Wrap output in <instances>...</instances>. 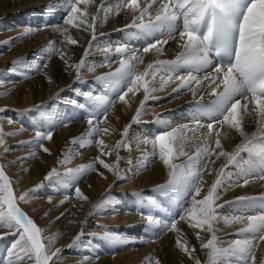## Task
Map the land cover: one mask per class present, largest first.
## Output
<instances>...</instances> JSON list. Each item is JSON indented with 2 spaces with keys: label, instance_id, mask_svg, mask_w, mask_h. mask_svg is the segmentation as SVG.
Returning <instances> with one entry per match:
<instances>
[{
  "label": "snow or ice",
  "instance_id": "6c2138e0",
  "mask_svg": "<svg viewBox=\"0 0 264 264\" xmlns=\"http://www.w3.org/2000/svg\"><path fill=\"white\" fill-rule=\"evenodd\" d=\"M90 3L92 0H64L66 15L61 24L56 26L44 24L37 28L29 26L20 36L0 42L11 45L14 41L26 38L35 31L55 27L63 37L60 43L76 45L78 41L69 33V27L86 32L91 30L88 47L84 49V55L76 64H70L65 59L66 53L56 47L57 41H49L48 44L53 52H59L60 59L68 68L75 69L79 80L85 58L89 55L93 41L97 40L96 28L100 12H105L103 19L106 20L108 12L114 11L118 15L121 10H126L131 13V23L126 24L125 29L136 28L154 37V42L148 43L142 49L130 48L127 44L108 45L101 49L105 54L118 56L119 67L97 77V81L103 82L109 88L126 87V91L118 95V101L125 104L128 103L126 97L129 93L133 96L141 91L143 93V99L139 101V107L136 108L131 122L124 126L120 140L110 147L103 139H92L97 133L109 134V128H101L99 124L107 121V112L116 101L107 95L93 94L91 91L84 93L85 100L91 103L94 111L97 114L102 112L99 120L94 121L92 118L88 120V144H97L100 154L93 163L67 168L63 174L54 167L45 175L44 180H52L54 177L62 181L65 177L75 179L86 175L89 171L97 170L96 164L112 172L118 180L128 179L129 177L119 167L121 157L117 150L129 146L126 138L132 124L142 121V116L148 111L146 103L149 100L159 99L153 94L165 89L170 82H178L172 88L173 93L188 90L193 96L201 87H206L207 93L215 96V100L209 106H198L190 123L170 127L168 121L158 116L154 122L170 130L140 140V143L150 144L152 151L142 154L141 164L136 171H139V167H146L149 158H158L168 169V179L165 184L157 186L156 190L175 193L183 201V214L168 220H162L151 213L142 212L141 215L146 221L145 227L148 230L158 228L160 232H179L178 221L187 220L191 227L199 230L196 233L197 239H201L200 231L210 233V238L206 241L202 240L201 243V248L208 250L207 264H219L224 257H234L237 264H257L258 242L264 241V214L224 218L226 223H243L246 220V227L241 228L237 235L251 234L250 238L232 241L227 248L219 246L215 225L220 219L217 209L223 207L217 201L225 188L226 180L231 181L233 178L230 168L238 169L236 186L248 185L250 182L248 177L264 181V0H120L115 10L107 11L104 0H101L97 14L88 12L87 6ZM81 5L85 7L81 8ZM170 40L175 41L181 49L175 58L156 59L140 71L139 65L144 62L143 55L154 51L158 57L162 56L165 51L164 46ZM2 54L0 52V55ZM213 55L217 57L215 63L212 59ZM105 58H108L107 55ZM21 64L23 58H18L12 61L10 67L0 71V85L6 82L5 73L16 72L17 66ZM44 67L47 65L45 64ZM200 73L203 75H199ZM49 82H51L50 78ZM69 102L79 108H85V104L78 103L77 100ZM6 111V107L0 108V113ZM253 114L256 116L258 131L249 137L244 130L243 121L246 116ZM8 119L10 123L13 122L11 118ZM204 120L209 122H202ZM225 125L234 129L243 138L233 151L224 150L221 142V128ZM52 127L55 125L50 126L47 131L37 130L31 140L20 143L29 144L51 154L43 141L52 140ZM17 134L18 132L6 133L0 125V152L11 150L9 147H4L5 137ZM84 140V136L74 137L70 143L84 147L86 146ZM189 145L194 151L186 150ZM113 152L116 153L113 163L101 159V156H111ZM36 156L35 151L30 154V158L33 159ZM213 156L216 159L223 157L226 162L219 168L206 194L202 195L205 187L204 174L205 172L208 175L212 174L209 163H215L212 160ZM71 159L72 153L69 152L58 163L63 166ZM128 163L132 164V161L129 160ZM98 174L103 177V173ZM240 179L243 180L242 184L239 183ZM13 183L6 174L4 166L0 165V228L9 230V233L3 235L11 234L17 237L8 249L7 257L0 264H25L26 261H33L34 264H50V262L56 264L61 258L63 248L52 251L51 243L62 233H57L54 237H44L42 235L44 230L19 207L21 202H28L34 197L35 193L44 186L43 181L19 195L15 193ZM74 193L78 199H88L78 186L75 187ZM131 195L140 196L141 193L133 192ZM201 195L202 198H198ZM257 199L264 206V196H240L235 201L226 203ZM111 204L113 200L109 196L93 205V208L99 210ZM3 235H0V238H3ZM82 236L83 229L66 247L81 246L79 242ZM96 238L114 245L122 244L126 240L123 234L110 229H104L103 235ZM45 240L48 241L47 244ZM176 246L189 254V257L195 260V264H201L198 258L192 256L195 249H190L186 242L177 239ZM155 264H160V261L155 260ZM259 264H264V257L259 260Z\"/></svg>",
  "mask_w": 264,
  "mask_h": 264
},
{
  "label": "bare ground",
  "instance_id": "6f19581e",
  "mask_svg": "<svg viewBox=\"0 0 264 264\" xmlns=\"http://www.w3.org/2000/svg\"><path fill=\"white\" fill-rule=\"evenodd\" d=\"M104 3L106 4L105 10H108V9L115 10L116 7L118 6V4L120 3V0H104ZM97 4H98L97 6L100 7L101 1L99 0V2ZM48 5H51V7H46ZM59 7L60 8L66 7L64 5V0H0V23H2L4 20L7 21V19L10 18L11 21H13V20L19 21V19H20L22 22L20 24H23V23L28 24L29 23V24H32L34 26V25H37L36 23H37L38 19L45 18L46 20H48L47 18H52L49 21V23H50L53 21H57V19L59 18V15H60L58 12L59 10L56 11V9ZM103 12L104 11L99 13L100 18L98 20L100 22L105 21L103 19V17H104ZM56 16H58V17H56ZM108 16L111 19L112 26L110 27L109 30L106 28L100 29V30L98 29L97 35L99 37L97 36V41H93L92 47H91L89 52L93 51L92 48H93L94 44L96 42H99L100 38H105V36L114 37L116 35V37H117L120 34L121 38L125 39L126 42H128V44H127L128 46H129V44L133 43V41L132 42H130V41H131V39H134L133 34L135 33V31L133 33V31H130V29L124 28V26L126 24L131 23V13L126 11V10H121L119 12V14L116 15L114 13V11H112V12H108L107 17ZM114 17H115L116 24L114 22ZM20 24H18V26ZM120 29H124V30L120 31ZM25 30L26 29H23L18 34L17 33L13 34L11 32L10 37H17V36L21 35L22 33H24ZM39 32H41V30ZM54 32H55V35H52ZM101 33H103L104 35H101ZM141 37H143L145 39L148 37L154 39V37L149 36L144 32L141 33L140 38ZM59 38H61L60 33L55 30V27H48L45 29V33L37 34V36L34 37L33 39L26 41L27 43L24 44L25 49H23L21 51L19 50L18 53H20L21 55H17L16 56L17 58L14 59V60H17L18 58H23V64L18 65L17 69L18 70L22 69L23 72L21 74L28 77L29 75L33 74V72H35L38 69V67H37L38 60H39V58H41L40 56H38L35 60V63L33 65L31 64V66H30L28 64L29 63L28 61L30 60V58H28V57L33 52L38 53V54H42L45 52L48 54L55 53V56H56V58L54 60L55 64L53 62V66L55 67V70H56L55 77H54V73H53V75L51 73L45 74L46 73V70H45V71H43L42 74L36 76V78L33 79L30 77L28 80L25 81V84H26L28 92H29V98L24 101V103H23L24 105L37 104V103L43 104L46 101H48L55 93H59V92L63 91L65 88H67L70 85V83H72L71 75L67 76V74L65 72L68 67L65 65L64 61L60 59L59 52H53L48 47L49 41H57L58 42L57 45H58L60 42ZM145 39H142V40H145ZM111 40H115V37L111 38ZM144 43H146V41H144L142 44L144 45ZM120 44H123V42L120 41L119 45ZM57 45H56V47H57ZM164 48H165L164 54L162 56H159V57L155 54L154 51L150 52L148 54H144L143 55L144 62L139 65V70L143 71L144 68L149 63L155 61L156 59H165V60L174 59L175 56L177 55V53L181 50L177 46V43L173 40H170L169 43L164 46ZM97 52L98 51H95V53H97ZM95 53L91 52L90 54H93L92 56H101V55L103 56V55H105V54H95ZM33 56L35 57V55H33ZM10 58H12V57L4 56V58H2V59L6 60V61H5V63H3L2 66H5V64H8L10 62L12 63V61L8 60ZM111 58L117 59L119 57L116 56L115 54H112ZM36 61H37V64H36ZM117 67H119V63L113 64L111 66H106V69L102 70V72H100L99 74H97L93 78H92V76L95 74V72H93V70L91 69L85 73V76H87V79H85V81L86 80H92V81L96 82V86H94V84H93L92 87H94V88L96 87L95 89L100 88V91H101L100 95H107L111 99L116 98V97L118 98V95L122 94V92H121L122 89H125L124 91H126V87L121 88L119 86H116V87L109 88L103 82L97 81V77H99L105 73H108L110 71H114L115 68H117ZM49 68H51V66ZM50 71H52V70H50ZM199 75H203V73H200ZM49 78H50L51 82H49V80H48ZM90 78H92V79H90ZM44 80H46V81L48 80L47 81L48 82V89H46V87H43L41 85ZM176 83H178V82H170L169 85L165 89L157 91L156 93L153 94L156 97H159V99L149 100L146 103V108L148 109V111L142 116V118H144V119L141 122H139V124H137V125H140V127L142 128L141 131L136 132V133L133 132L134 134L133 133L130 134V132H129L130 135L128 134V136L126 138L129 146L123 147L122 152L124 151L126 153V157L130 156V155H133V156H131L129 159H125V157H123V160H126V161L122 160L123 162H120L123 165V167L120 169L124 171V173L127 177H129L127 180L128 184H124V186H118V187L116 186V188H114V190L111 191L110 186H113V184H115L114 182L118 179L113 175L112 172L108 171L107 169H104L101 166L99 168V173H103V177H106V179H105L101 175L97 174L98 178L101 181V185L98 184V180L96 179L97 180L96 182L90 181L87 185H85L84 188H81V191L83 192V194L88 197L87 200H81V199L74 197L75 201L69 205L68 204L66 205L67 200L64 203H61L63 205V212L62 213L64 215V218H62L61 221H59V223H57L54 226V228L56 229V226L58 224L64 223L63 226H69L68 227L69 231H68V234L66 236L62 235V236H59L57 239H54L55 245L63 243L64 241H66L69 238V236H71L72 232H76V230L78 228L77 226L79 225V222L81 221L82 216L85 215V213H83L84 209L87 207L90 208L93 204H96V202H101L103 199H105L103 197H106L107 196L106 194L108 192L110 193V191H111L110 197L113 200V204H111V205H109L103 209H99V211H98L99 214L97 216L99 217L100 222H108L111 224L115 223L117 229L114 231L117 233L119 231H121V232L128 231V232H132L130 235L134 234L135 236H137V235L140 236L142 234H146L148 231V229L145 227L146 222L145 221L143 222L141 220V218L137 215V213L136 214L130 213L128 215H125L128 213V212H125V214H124L125 216L117 217V214H118L117 207H119V206H121L123 209H130V208L134 209L135 207L133 206V208H132V205H134V203L135 204L138 203L139 205L140 204L142 205V209L145 208V209H143V211H145L144 213H146V214L147 213L153 214L151 211V207H153V208L155 207L154 210L159 211V214L161 213L160 215H162L165 218L169 217V214H165L164 211L159 208V206L158 207H156V205L153 206L152 201L150 203V200L147 197H144L143 194H141L140 196H128L125 193H128L129 189L133 186L134 187L138 186L136 188L137 190H139V188L140 189L146 188L147 183H149L148 181H150L149 174H147L143 169H141V167H139V169H141L139 171H136V168L138 166H140V164H141L140 157L142 156V154L150 153L152 151V146L150 144L140 143V140L144 138L143 135L146 132H149V134H152V133L155 134L156 130H154V132H152L153 131V127H152L153 124L157 128H159L161 132L166 131V130H170V128H166L164 125L154 122L156 120V118L158 116H162V118L164 120L169 122L170 127H175L177 125L184 124L183 120H186L187 121L186 123L191 122L192 115L196 111L198 106H200V105L209 106V105H211L212 101L215 100V96L207 93L206 87H201L195 96H193L192 92L188 91V90H182L184 92L182 94L181 93H173L172 88L176 86ZM83 86H85V85H83ZM63 92H65V91H63ZM14 94H16V93H14ZM20 94H22V90H20L18 96H20ZM208 98H211V99H208ZM141 99H143L142 91L140 93H137L135 96H133L131 93H129V95L126 97V100L128 101L127 104L119 101L118 105L113 106V108L111 109V111H112L111 114H113L114 112L115 113L113 115H111V117L109 118V126H110V127H108L109 128V134L99 133L98 139H103L105 141V143L107 145H109L110 147L114 146L116 141L120 140L121 132H122L124 126L128 125L131 122V118L135 114L136 108L139 107V101ZM5 100H6L5 102L11 103V104L16 102L15 96H12V95L6 96ZM197 100H199L200 103L193 102V101H197ZM165 101H167V103H165ZM85 103H86V106L83 109V112H86L85 114H89L91 117L97 115V113L94 111V108L92 107V105H90L91 103L86 101V100H85ZM88 105H90V106H88ZM158 105H160V106L158 107ZM88 107H90V108H88ZM58 108L56 111V116L63 114L62 112L64 109H61V108L58 109ZM185 110H187V111L185 112ZM52 111H55V110L53 109ZM67 111H68V113H69V111L72 113V115L68 116V119L69 118L70 119L71 118L77 119L79 117V112L75 113L72 111V109H67ZM183 112H185V113L183 114ZM47 114H50V113L46 112L44 114V116H42V118L46 117L48 122L49 123L51 122L53 124L54 123L53 120H51V118L49 119L47 117ZM53 114H54V112H53ZM30 120L32 121V123L35 124V125L33 124V126L38 125V122L36 119L34 120L33 118H31ZM41 121H43V120H41ZM54 121L57 122L56 120H54ZM94 121H96V120H94ZM202 122L207 123L209 121L204 120ZM11 124H13V123H11ZM17 124L18 123L15 122L13 125L16 126ZM40 125L41 126L39 127L40 128L39 130H43V131L49 130V127H47L46 122H45V124H43V125L40 124ZM101 125L103 126V128L106 127V125L104 123H101ZM137 125H136L134 131L138 130ZM75 127L76 126H73L69 133H65V135L63 134L62 136H60L61 140L65 139V141H63L64 142L63 145L64 146L66 145L67 147H65V148H68L70 150L69 152H71V153L76 151V149L75 150L72 149L75 145L70 143V141L74 137L80 138V137L85 135V140L83 142L86 146L81 147L79 144H77V145H79L80 149H82V148L87 149V147L92 144V143L88 144V134H86V132H84L83 134L79 133L78 129ZM85 127H86V130L89 131L88 123L85 124ZM243 127H244L245 132L249 135V137H251V135L253 133H256L258 131V125L256 123L255 114L245 117V119L243 121ZM221 133H222L221 142H222L224 150H226V151H233L235 146L237 144L241 143L243 140V138L239 135V133H237L234 129H230L227 125H225V126H223V128H221ZM46 142L47 143L44 146L50 150V153H51L50 156L56 155L59 157L60 156L64 157L63 153L65 152V148L61 147V142L60 143L58 142V139H57L55 133H53L52 140H47ZM146 146H148L149 148L146 149ZM107 150L108 149H105V151H107ZM186 150L190 152L192 150L194 151V148H192L191 145H189L186 148ZM117 151L119 152V155L121 157V149H118ZM69 152L66 150L65 153L68 154ZM95 152L97 155L100 154V149H99L98 145L96 147ZM31 153L32 152H29L26 154V157L29 160L32 159V158H30ZM43 153H45V152L42 151V154L40 155V159H39L40 162H37L36 165L34 166V168L38 167L37 165L39 163H41V164L47 163L46 166L48 167L50 162L45 161L47 157L43 156ZM88 153L89 152L86 151V155H84L83 158L81 159L82 162L85 163L87 161V159L91 158V156L87 155ZM242 155L246 156V154H242ZM62 157L60 159H62ZM134 157H135V159H133ZM101 159H104V160H106L107 163L111 164L116 159V153L113 152V154L111 156H101ZM183 159L184 158L182 157L181 160H183ZM129 160L133 161L132 164L128 163ZM149 160L151 161L150 163H152L151 164L152 165V167H151L152 175L154 174L156 178L165 177L166 178L165 182H166L168 179V175H167L168 169H166L163 166V164L160 165L157 162L153 163V160H155L153 158H149ZM212 160L215 161L214 164L209 163V168L212 169V174L208 175L207 172H205V174H204V181L207 182V184H208L205 186L206 188L210 187L211 183L216 178V173L218 172L219 168L226 162L225 158H223V157H221L220 159H216L213 156ZM126 162H127V165H125ZM146 162H148V161H146ZM24 163H25V161L22 162V164L20 165V168H23ZM71 164H72V166H70V168L78 167V166H74L77 164V162H75L74 160H71L65 166H68ZM42 168H40V169L38 168V170H36L37 172L34 173V175H32L28 172L29 167L26 165L24 166L23 175L25 176V178L21 182H19V190L22 191L21 194L24 193L26 190H28L30 187H32L33 184H36L37 182H39V177H41L42 173H44V171L41 170ZM11 169L12 168H9V172H11L10 171ZM230 171L233 173V178L231 181L226 180L225 188H224V190L221 191L220 198L217 201V203L222 204L223 207L220 208V210H221L220 214H222V217L220 216L219 222L215 225V228H216L217 225L220 226V224H221V227L217 230L221 231V234L225 237H226L228 232L226 234H223L222 232H224L226 229L228 230V227L235 226L237 228V231H235V234L237 235V233H239V230L241 228L246 227V225L239 228L238 227V225H240L239 222L238 223H235V222L226 223L224 218L234 217V216H236L235 215L236 212H239V211L240 212L242 211V213L248 212V215H259L260 212H257L255 210V208L257 209L258 207H263L261 204H259L258 200L245 201V202H240V203H226V202L235 201V199L237 197H240V196H249V197H256L259 195L264 196V181H261L255 177H248V179L250 181L249 184L246 186H243V187H239V186H236V173L238 172V169L230 168ZM139 172H140L141 176L139 177L138 180L135 181V179L138 178L137 173H139ZM131 181H134V182H131ZM129 182H131V183H129ZM119 183H123V182L121 181ZM239 183L242 184L243 180L240 179ZM157 186L158 185H156V184L152 185V191L151 192L154 195H157V194H155V191H157V190L154 189ZM64 187L65 186L60 184V186H58L56 189H58V188L63 189ZM63 194H65V193H63ZM113 195H116V196H113ZM174 195H175V193H173V196ZM63 200L65 201V198H63ZM181 202H182V200H181ZM157 204H159V203H157ZM250 205H254L253 206L254 209H251V207H248ZM36 206H37V202L35 200L34 202H31V203L28 202V204H25L23 207H25L26 210L27 209L32 210V209H35ZM173 206H174V204L171 205V210L173 209ZM39 209H40V207H39ZM230 209H232V215H231ZM35 213L33 215L35 216V218H37V216H36L37 213L36 214ZM102 213L104 216H102ZM180 222H181V224H183L184 227L183 228L178 227L180 229L179 232L173 231L175 235L174 236L172 235V237L168 238L169 240H171V242L170 243L165 242V244L168 247L171 244H173L174 241H177V235L182 234V232L184 233L185 229L189 225L187 220H183ZM44 225H47V224H45V222H44ZM54 228H53V232H54ZM59 228H61V227H59ZM141 228H142V230H141ZM97 229H98V231L101 230L98 227H97ZM157 230H159V229L153 228L151 230V233L150 234L147 233V235L150 236L152 234L153 236H155V234H156L155 232ZM229 230H230V228H229ZM6 231H8L6 228L0 229V235H3L4 233H6ZM9 235L10 234H8V236ZM130 237H132V236H130ZM250 237H251V234L244 233V234L237 235L235 240L236 239H243V238H250ZM219 238H221V237H218V241H219ZM16 239H17V237L11 238L10 240L13 243ZM227 240H230V239L227 238L224 241H227ZM142 241H140V240L138 241L136 238H132V239L126 240V242L122 243L121 246L122 245L126 246V244H128L131 247V246H134V244H140ZM187 241H189V240L187 239ZM190 241H191V239H190ZM231 243H232V241L228 242L227 244H223V242L220 241L219 246L223 247V248H227ZM196 244L197 243H195V245L192 246L194 249H199V247L201 248L200 243L197 245ZM0 245H2V247H3L4 243L0 244ZM189 245H191V243ZM118 246H119L118 244L114 245V244H111V243L106 242V241L105 242L101 241V240L97 239L95 236V238L93 240H91L90 243H88L87 247L83 248L82 253H84V251L88 250V253H90L89 254L90 257H84L83 256V260H82L81 264H84V263L85 264H108L111 261H113L114 264H148L149 260H151L152 257L156 259L157 255L160 256V254H158V253H162L160 250H163L162 247L157 243V244H155V246H153V244H152V247L150 246L146 250H143V251H137V250L130 248L127 253H124L123 255L119 256L118 258H116L114 260L113 259L111 260L108 258H101V259H97V260L95 259V257L98 254H101V253L109 254L110 252H112V249H114ZM163 247H164V245H163ZM179 249L180 248L175 247V246H171V248H170V250H172V253H177L178 262H179V259L181 260L180 264H195V260L190 258L189 254H187L184 251H182L181 249L180 250ZM201 250H204V252L206 254V256L203 258H206L205 260H208V252L206 251V249L201 248ZM201 250L199 249L198 252ZM0 251H1V249H0ZM162 254L165 255L166 253H162ZM256 255H257V264H259V260L262 257H264V241L258 242V248L256 251ZM192 256L194 257V256H196V254L193 253ZM93 257L95 260H93ZM161 259H163V258H161ZM228 259L236 260L234 257H224L219 262V264H225V263L227 264ZM202 262H203V264L205 263L204 260L201 261V264H202ZM25 264H34V263L32 261H27V262H25ZM233 264H237V262H235Z\"/></svg>",
  "mask_w": 264,
  "mask_h": 264
},
{
  "label": "rangeland",
  "instance_id": "374dc122",
  "mask_svg": "<svg viewBox=\"0 0 264 264\" xmlns=\"http://www.w3.org/2000/svg\"><path fill=\"white\" fill-rule=\"evenodd\" d=\"M98 2H99V0H92V3H90L87 6V10L89 13L97 14V8L99 7V6H97ZM60 7L56 9V11L59 10L58 11L60 14L59 18L57 19V21H53L50 23H49V21L52 18H47L48 20H46L45 18L38 19V21L36 23L37 25H34V26L32 24H29V23L28 24H25V23L20 24V23H22L20 19H19V21H17V20L11 21L10 18L7 19V21L4 20L2 23H0V42L8 40L11 36L10 35L11 32L13 34L14 33L18 34L23 29H27L29 26H31L32 28H37V27L42 26L44 24H49V25H53V26L61 24L62 19L66 15V7L65 8H60ZM84 7H85L84 5H81V8H84ZM105 11H107V10H105ZM103 14L105 15V12H103ZM56 17H58V16H56ZM107 18L108 19H106L104 22L103 21L100 22L99 20L97 21L96 33H97L98 29L99 30L104 29V28H106L108 30L110 29V27L112 26V22H111V19L109 16ZM88 19L90 20L91 17L89 16ZM114 22L116 24L115 17H114ZM178 23H182V22H178ZM18 24H20V25L18 26ZM39 31L33 32V34H31L30 36H27L26 38L16 40L11 45L0 44V52L3 53L2 55H0V71H3L6 68L11 66V62L8 64H5V66H2L3 63H5V61H6V60H3L2 58H4V56H7V57L10 56L12 58H10L8 60L14 61V59L17 58L16 57L17 55H21L20 53H18L19 50L21 51V50L25 49L24 44L27 43L26 41L33 39L34 37L37 36V34L45 33V29H42L41 32H39ZM130 31H133V33L135 31V33L133 34L134 39H131V41H130V42L133 41V43L129 44L130 48L142 49L148 43L154 42L153 38H149V37L146 39L143 37L140 38V35L143 32L139 29L130 28ZM69 33L72 35V37L74 39H76L78 41V44L69 45L67 43H60L59 42V44L57 45V48L66 53L65 58L69 61L70 64H76L80 61L81 57L84 55V49L86 47H88V42L91 40V30L86 32V31L77 30L75 28L69 27ZM52 35H55V32ZM60 37L61 38H59V41H62L63 37L61 35H60ZM114 37H115V40H111V38H114ZM114 37L105 36V38H100L99 39L100 41L96 42L94 44V46L92 48L93 51H91V52L95 53V51H98L95 54H105L101 50L105 46H108V45L117 46V45H119L120 41L123 42V44L124 43L128 44V42H126L125 39L121 38L120 34H119V36L116 37V35H115ZM142 39H145V40H142ZM144 41H146V43H144V45H143L142 43ZM91 52H89V55L85 58V65L80 70L81 78L79 80L77 79V74H76V71L74 68H67L65 72H66L67 76L71 75L72 83H70V85L63 90L65 92L61 91L59 93H55L48 101H46L43 104L42 103L30 104V105H24L23 104L24 101L29 98V92H28L27 86L25 84V81L28 80L30 77L33 79L36 78V76L42 74L43 71H45V70H46L45 74L51 73L53 75V73H54V77H55L56 70H55V67L53 66V62L55 64L54 60L56 58L55 53L48 54L45 52L46 54L45 53L38 54V53L33 52L28 57V58H30V60L29 61L27 60V61L29 62L28 64L31 66V64L33 65L35 63L36 58L38 56H40L41 58H39L38 64L36 61L38 69L35 72H33V74L29 75L28 77L21 74L23 72L22 69H19V70L17 69V71L14 73H7L6 72L5 73V81L6 82L4 84L0 85V94L7 93V94L0 95V102H1L0 108H4V107L7 108L6 112L0 113V125L3 126L6 133L7 132H18L17 135L5 137L4 147H9L11 150L8 152H0V165L4 166L6 174L14 182L13 188H14V191L17 195L21 194V192H22L19 190V182H21L25 178V176L23 175L24 166L26 165L29 167L28 172L32 175H34V173L37 172L36 170H38V168L40 169L43 167L41 170L44 171V173H42L41 177H39V182H37L36 184H33L32 187H34L37 184H40L42 181L44 183V186L42 188H40L35 193L34 197L28 201L29 203H31V202H34L36 200L37 206L35 207V209H32V210L27 209L26 210V208L23 206L25 204H28V202H21L19 204V207L25 213H27L28 216L31 219H33V221L41 229L44 230L42 233V235L44 237H54L57 233H62L63 236H66L68 234V231H69L68 227L69 226H63L64 223H60L56 226V229L54 228V226L57 223H59V221H61L62 218H64V215H61L63 212V205L61 204V201H64L63 198H65V200H66V198H69V199H67L66 205L73 203L75 201L74 189L76 186H78L81 189V188H84L85 185H87L90 181L96 182L97 180H98V184L101 185V181L97 176V174L99 173V168L101 166L99 164H96L95 167L97 170L89 171V172H87L86 175L80 176V177L75 178V179L70 178V177H65L62 181V180L54 177L52 180L45 181L44 180L45 175L52 168H54V167L57 168L58 171L61 174H63L67 168H70V166H72V164L68 165V166H65V165L61 166L58 163V161L61 160L60 158L62 156H60V157L56 156V155L50 156V154L43 153V156L47 157L45 161L50 162L48 167L46 166L47 163L46 164L39 163L37 165L38 167L34 168L36 163L40 162L39 159H40V155L42 154V150L35 148L34 146H31L29 144H26V143L22 144L20 142L31 140L35 136V132L40 129L39 128L41 126L40 124L43 125L46 122L47 127H49V128H50V126L55 125V127H52L51 130L53 131V133H55V135L58 139V142L59 143L61 142V147L65 148V147H67L66 145L65 146L63 145V143H64L63 141H65V139L61 140L60 136H62L63 134L65 135V133H69L73 126H76L75 128L78 129L79 133L83 134L84 132H86V134H88L89 131L86 130L85 124L88 123L89 118H92L94 120H99L101 118L102 112L100 114H97V115L91 117L89 114H85L86 112H83L84 108L83 109L79 108V107H77V106H75L69 102L70 100H77L78 103H84L86 106L84 93L91 91L93 94H100L101 91H100V88L95 89L96 87L95 88L92 87L93 84H94V86H96V82H94L92 80H86L85 81V79H87V76H85V73L92 69L93 72H95V74L92 76V78H93L94 76H96L97 74L102 72V70L106 69V66H111L113 64L119 63V58H117L118 60L111 58L112 54H105L108 57L106 59L105 55H103V56L102 55L101 56H92L93 54H90ZM33 55H35V57ZM45 64L47 65V67H44ZM50 66H51V68H49ZM50 70H52V71H50ZM92 78H90V79H92ZM47 81L44 80L41 84L43 87H46V89H48V82ZM83 85H85V86H83ZM20 90H22V94H20V96H18ZM124 90L125 89H122L121 92H123ZM14 93H16V94H14ZM180 93L182 94L184 92L181 91ZM8 95L9 96L10 95L15 96L16 102L12 103V104L5 102L6 96H8ZM112 100L116 101L114 106L118 105L119 101H118L117 97L113 98ZM193 102H197V101H193ZM165 103H167V101H165ZM90 105H88V106H90ZM36 106H39V107L37 108ZM159 106L160 105H158V107ZM58 107L61 109H64V110L62 112L63 113L62 115L56 116V111H57ZM88 108H90V107H88ZM112 108L113 107L109 108V110L107 112V121L104 122V124L106 125L107 128L110 127L109 126V118L111 117V115H113L115 113L114 112L113 114H111ZM28 109H33V110L27 111ZM53 109L55 111H52ZM67 109H72V111L75 113L79 112V117L77 119H73V118L68 119V116L72 115V113L70 112L71 110L68 113ZM186 111L187 110H185V112ZM46 112L50 113V114H47V117L49 119L51 118V120H53V122H54L53 124L51 122L49 123L46 117L42 118V116H44V114ZM53 112H54V114H53ZM185 112H183V114ZM8 118H11V120L13 121L12 122L13 124L15 122L18 124L16 126H14L13 124H11L9 122ZM31 118H33L34 120L36 119L38 122V125L33 126L34 123H32V121L30 120ZM143 119L144 118H142V120ZM41 120H43V121H41ZM54 120H56L57 122H55ZM186 122H187L186 120H183V123H186ZM188 123H190V122H188ZM65 124L67 126H64ZM137 124H139V123L132 124V127L129 131L130 134L133 132L136 133V132L141 131L142 128L140 127V125H137ZM136 125L138 126L137 127L138 130L134 131ZM153 125H152V127H153L152 132H154V130H156L155 134L160 133L161 132L160 129L157 128L155 125L154 126ZM99 127L103 128V126L101 124H99ZM145 134L143 135V137L152 138L155 136L154 133L149 134V132H146ZM84 137H85V135H84ZM98 138H99V133L95 134L92 137L93 140H96ZM46 141L47 140L43 141L44 145L47 143ZM74 145L75 146L72 149L73 150L76 149V151L72 153V159H71V160H74L75 162H77V164L74 166H79V165L87 164V163H93L95 161V158L98 156L95 152L97 144L92 143L90 146L87 147V149L86 148L80 149L79 145H77V144H74ZM148 148L149 147L146 146V149H148ZM66 150L68 152L70 151L68 148H65V152H66ZM122 150H123V148H121V160H120V162L126 161V160H123V157H125V159H129L131 156H133V155H130V156L126 157V153L124 151L122 152ZM33 151H35L37 153V156H36V158H34V159L32 158L29 160L26 157V154L29 152H33ZM86 151L89 152L87 155L91 156V158L87 159V161L84 163V162H82L81 159L83 158L84 155H86ZM64 153H63V156L66 155V153L65 154ZM78 157L79 158L81 157V158L79 159ZM62 159H64V157H62ZM133 159H135V157ZM24 161H25V163L23 165V168H20V165ZM150 162L151 161L148 160V162H146L147 166L141 167V169H143L147 174H149L150 181H148L149 183H147V185H146L147 187L142 188V189L139 188V190H137L136 188L138 186H135V187L133 186L129 189L128 193H125V194L128 196H135V195H131V193H133V192H138V193L143 194L144 197H147L150 200V203L152 201L153 206H155V205H156V207L159 206V208L161 210H163L165 214H169V217L165 218L162 215H160L161 213L159 214V211L154 210L155 207L154 208L151 207V211H152L153 215L157 216L158 218H160L162 220H168V219L173 218V217H178L179 215L183 214V207H182L183 201L181 202V199L178 198L176 194L173 196V193L157 190V191H155V194H157V195H154L151 192L153 184H156L158 186L163 185V184H165L166 178L165 177L156 178L154 174L152 175V173H151V167H152L151 164L152 163H150ZM155 162L162 165V162L158 158L153 160V163H155ZM125 165H127V162L125 163ZM119 167L122 168L123 165L121 163H119ZM9 168H12L10 170L11 172H9ZM141 169H139V170H141ZM140 176H141L140 172L137 173L138 178L136 177L137 179H135V181L138 180ZM127 180L128 179L119 180V181L116 180L114 182L115 184H113V186H111V188H110L111 191H113L114 188H116V186L118 187V186H124V184H128ZM121 181L123 183H119ZM131 182H134V181H131ZM131 182H129V183H131ZM60 184L65 186V187L63 189H60V188L56 189L58 186H60ZM206 185H208L207 182H205V186ZM32 187H30V188H32ZM154 189L156 190L157 187ZM111 191H110V193L108 192L106 194L107 195L106 197L110 196ZM204 191L205 192H203L202 195L206 194V191H207L206 187H204ZM63 193H65V194H63ZM202 195H201V197H198V198H202ZM113 196H116V195H113ZM106 197H103V198H106ZM256 197H260V195L256 196ZM49 198H50V200H49ZM258 202H259V204H261V202L259 200H258ZM98 203H100V202H96V204H98ZM157 203H159V204H157ZM96 204H93V205H96ZM173 204H174V206H173V209L171 210V205H173ZM93 205L90 208L87 207L84 209L83 213H85V215L82 216V219L79 222V225L77 226L78 228H77L76 232H72L71 236H69V238L66 241H64L63 243H60L58 245H55L54 240L52 241V243H51V250L52 251H54L56 248H63V253L61 255V258L56 261V264H81L82 260H83V256L84 257H90V255H89L90 253H88V250L84 251V253H82V250L84 247H87L88 243H90L91 240H93L95 238V236L96 237L102 236L104 229H110L113 231L117 229L115 223L111 224L108 222H100L99 217L97 216L99 214V212H98L99 210L93 208ZM220 205H222V204H220ZM133 206L135 207L134 209H131V208L130 209H123L121 206L117 207V210H118L117 211L118 212L117 217H123L125 215L130 214V213L131 214L137 213V215L144 222L145 219L142 217L141 213L145 212V211H143V209H145V208L142 209V205L141 204L139 205L138 203L137 204L134 203V205H132V208H133ZM253 206L254 205H250L248 207H251V209H254ZM39 207H40V209H39ZM255 210L257 212H260V214H264V206L258 207L257 209L255 208ZM230 211H231V215H232V209H230ZM125 212H128V213L125 214ZM217 212L219 214V217L220 216L222 217V214H220V212H221L220 208L217 209ZM34 213L36 214L37 218H35V216L33 215ZM90 213H93V214L90 215ZM235 215L246 217V216H248V212L242 213V211L241 212L239 211V212H236ZM102 216H104L103 213H102ZM57 217H59V219H57ZM85 221H86V223H85ZM44 222L47 225H44ZM235 223H238V222H235ZM246 223H247V221L245 220L243 223H240V225H238V227L241 228L242 226H245ZM59 227H61V228H59ZM97 227L100 228L101 230L98 231ZM177 227L183 228L184 226H183V224H181L180 221H178ZM220 227H221V224H220V226L217 225V227H216V236L221 237V238H219V242L221 241V242H223V244H227L228 242L235 240V238L237 236L235 234V231H237V228L235 226H233V227L230 226V227H228V230L226 229L227 231L225 230L224 232H222L223 234H226L228 232L226 237L221 234V231L217 230ZM53 228H54V232H53ZM229 228H230V230H229ZM0 229H3V228H0ZM81 229H83V236L81 237V241L79 242V244L81 246L73 247V248H67L66 245L71 242V239L79 231H81ZM141 230H142V228H141ZM197 231H199V230L194 229L193 227L188 225V227L185 229L184 233L182 232V234L177 235V239H180L182 242H186L188 247H190V249H192L193 248L192 246L195 245V243L201 244L202 240L206 241L208 238H210V235H211L207 231H200L201 239H197V237H196ZM7 232L9 233V230L6 231V233ZM118 233L123 234L126 237V240L136 238L138 241L139 240L140 241L143 240V241L140 243L141 245L140 244H134L135 247L134 246L130 247V245H128V244H126V246H123V245L121 246V244H118L119 246L112 249V252H110L109 254L101 253V254H98L97 256L95 255L96 260L101 259V258H108V259L114 260V259L118 258L119 256L123 255L124 253H127L130 248L137 250V251H143V250H146L150 246L152 247V244H153V246H155V244L158 243L163 249L160 251L162 253H166V254L164 255L162 253H158V254H160V256L157 255L156 259L152 257L151 260H149L150 264L151 263L155 264V260H157V259L160 261V264H165V263L166 264H180L181 260L179 259V262H178L177 253H172V250H170L171 246L177 247L176 241H174L173 244H171L169 247L165 244V242H168V243L171 242V240H169L168 238L172 237V235L173 236L175 235L173 231L160 232V230H157L155 232L156 233L155 236H153L152 234L150 236L147 235V233L148 234L151 233V230H148L146 234H142L140 236L137 235L136 233L135 234L137 236H135L134 234L130 235L132 232H128V231H126V232L119 231ZM62 235H59V236H62ZM9 236L11 238L16 237V236L11 235V234ZM9 236L7 234V235H3V238H0V244L4 243L3 247H2V245H0V249H1V251H0V262H2L8 255V249L10 248L11 243H12L10 240L11 238ZM130 236H132V237H130ZM57 238H55V239H57ZM186 238L189 241H187ZM227 238H229L230 240L224 241ZM190 239H191V241H190ZM99 240H101V239H99ZM126 240H125V242H126ZM101 241H104V240H101ZM44 242L46 244L48 243L47 240H45ZM189 242L191 243V245H189L190 244ZM163 245H164V247H163ZM199 249L201 250L200 247H199ZM199 249H195V252H193L194 254H196V256H194V257L195 258L198 257V259L200 261L204 260L205 261L204 264H207L208 260H205L206 258H203L206 256L204 250H201L198 252ZM206 251L208 252L207 249H206ZM160 257L163 259H161ZM95 259L93 257V260H95ZM235 262H236V260H234V259H231V260L228 259L227 264H233ZM50 264H51V262H50ZM108 264H114V262L111 261ZM202 264H203V262H202Z\"/></svg>",
  "mask_w": 264,
  "mask_h": 264
}]
</instances>
